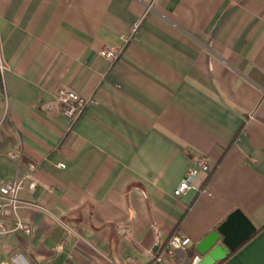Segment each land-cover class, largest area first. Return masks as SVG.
Instances as JSON below:
<instances>
[{
	"label": "crops",
	"instance_id": "crops-1",
	"mask_svg": "<svg viewBox=\"0 0 264 264\" xmlns=\"http://www.w3.org/2000/svg\"><path fill=\"white\" fill-rule=\"evenodd\" d=\"M0 62V185L21 182L4 220L31 229L0 264H152L173 234L191 245L163 264H195L235 210L256 232L215 264H264V0H0ZM197 156L210 172L175 197Z\"/></svg>",
	"mask_w": 264,
	"mask_h": 264
},
{
	"label": "built area",
	"instance_id": "built-area-1",
	"mask_svg": "<svg viewBox=\"0 0 264 264\" xmlns=\"http://www.w3.org/2000/svg\"><path fill=\"white\" fill-rule=\"evenodd\" d=\"M135 32V28L131 33ZM100 55L107 58L111 62H114L118 58V53L114 51H102ZM6 67L0 62V81L3 84V76ZM54 101L61 105L62 114L76 121L83 113L85 107V100L76 92L61 88L57 90L54 95ZM14 157V156H13ZM35 169L34 164H29L27 172L24 174L23 178H29L31 172ZM211 170L210 161L205 156H197L194 160V166L187 170L179 182L178 186L173 191L175 197H180L184 195L188 190L194 187V181L198 178L200 173L207 174ZM21 187V182H6L0 185V198L5 200V204L0 206V238L7 236L9 234H14L16 232H22L24 234H30V227L25 224L23 220L16 219L10 224L5 222V217L7 216V210L10 208L14 210L18 204L19 200L17 198L18 190ZM33 188V185H31ZM191 245L190 238L186 236H181L178 234H173L170 238L163 244H158L155 252L150 256L152 264H163L166 259L170 258L174 253L178 251H184ZM11 264H31L28 257L22 252H14L10 255ZM112 264V263H108ZM127 264H137L132 260L128 261Z\"/></svg>",
	"mask_w": 264,
	"mask_h": 264
},
{
	"label": "water",
	"instance_id": "water-1",
	"mask_svg": "<svg viewBox=\"0 0 264 264\" xmlns=\"http://www.w3.org/2000/svg\"><path fill=\"white\" fill-rule=\"evenodd\" d=\"M255 232V227L239 210L233 211L196 245L199 257L194 258V263L215 264L224 260Z\"/></svg>",
	"mask_w": 264,
	"mask_h": 264
},
{
	"label": "rangeland",
	"instance_id": "rangeland-1",
	"mask_svg": "<svg viewBox=\"0 0 264 264\" xmlns=\"http://www.w3.org/2000/svg\"><path fill=\"white\" fill-rule=\"evenodd\" d=\"M28 259L30 260L31 264H34L33 261L30 258H28Z\"/></svg>",
	"mask_w": 264,
	"mask_h": 264
},
{
	"label": "trees",
	"instance_id": "trees-1",
	"mask_svg": "<svg viewBox=\"0 0 264 264\" xmlns=\"http://www.w3.org/2000/svg\"><path fill=\"white\" fill-rule=\"evenodd\" d=\"M235 251H236V250H235ZM235 251H234V252H235ZM234 252H231L230 254H232V253H234ZM230 254H229V255H230Z\"/></svg>",
	"mask_w": 264,
	"mask_h": 264
}]
</instances>
